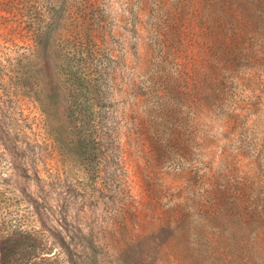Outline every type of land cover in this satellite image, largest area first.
<instances>
[{"label": "rangeland", "instance_id": "obj_1", "mask_svg": "<svg viewBox=\"0 0 264 264\" xmlns=\"http://www.w3.org/2000/svg\"><path fill=\"white\" fill-rule=\"evenodd\" d=\"M18 231L264 264V0H0V264Z\"/></svg>", "mask_w": 264, "mask_h": 264}, {"label": "trees", "instance_id": "obj_2", "mask_svg": "<svg viewBox=\"0 0 264 264\" xmlns=\"http://www.w3.org/2000/svg\"><path fill=\"white\" fill-rule=\"evenodd\" d=\"M11 244L1 257V264H82L74 253V246L62 241L61 248L65 254L64 259L59 257H46L36 236L25 231L11 233L8 236ZM73 248V249H72ZM4 250V249H3Z\"/></svg>", "mask_w": 264, "mask_h": 264}]
</instances>
